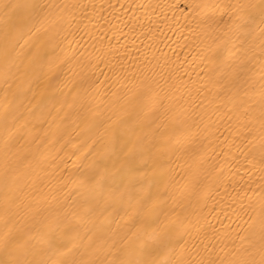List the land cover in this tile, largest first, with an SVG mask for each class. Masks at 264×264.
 Masks as SVG:
<instances>
[{"label":"bare ground","instance_id":"obj_1","mask_svg":"<svg viewBox=\"0 0 264 264\" xmlns=\"http://www.w3.org/2000/svg\"><path fill=\"white\" fill-rule=\"evenodd\" d=\"M0 264H264V0H0Z\"/></svg>","mask_w":264,"mask_h":264}]
</instances>
